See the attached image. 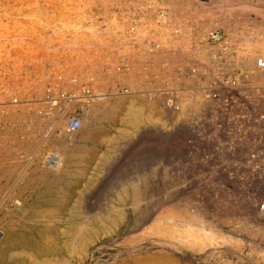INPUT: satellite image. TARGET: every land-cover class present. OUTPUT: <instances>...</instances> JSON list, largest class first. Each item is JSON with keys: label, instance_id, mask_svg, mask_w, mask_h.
I'll list each match as a JSON object with an SVG mask.
<instances>
[{"label": "rangeland", "instance_id": "obj_1", "mask_svg": "<svg viewBox=\"0 0 264 264\" xmlns=\"http://www.w3.org/2000/svg\"><path fill=\"white\" fill-rule=\"evenodd\" d=\"M6 1L9 4H7ZM14 1L16 0H12L13 3L10 0H4V3H2V0H0L1 7H3V5L5 7V4L6 6L9 5L8 8H0V241L4 242L3 239H6V234H4V232L7 227L5 225L6 223L4 224V219H8L7 221L12 224L17 232L28 235L35 245L46 250L45 253L40 251L38 253L41 254H36V261H40L41 263L47 260L48 263L51 261L54 262H50L51 264H57L56 256H60L62 258L65 257V260H68L70 264H264V84L261 87L262 89L260 88L261 91H248L243 81L244 76L242 72H240L239 67H237L238 60H236V57L239 59V56L242 55V53L245 54L246 51H256V54L260 53V46H256L255 43L258 31L264 28V19L263 16L260 15L262 13L259 12L258 15L255 13L257 11L251 12L248 7H250L249 5H256L257 8L262 7L264 9V0H257V2L256 0H243V4H237L240 9L242 8L241 10L236 8V11L233 10V13L230 12L228 14L222 11L223 8H215L213 10L212 8L214 7H212L211 9H207L208 4L211 3V7L214 4L212 2L218 0H197V2L199 1L198 3L189 0H176L174 3L177 7V14H175L173 11H169L170 9L168 10V5L170 4H167L166 0V9L170 12H168L169 15H172L171 17L175 15V18L173 17L172 19H176L177 17L174 22L177 24L180 23L179 25H181L185 19L188 25L187 27L185 21L182 23V26L186 25L184 26L185 28H182V26L180 28V26L176 24V27H178L177 29H181H179L181 35L178 34L179 37H177L178 35L174 36V39L172 38L173 40H166L168 43L165 41L164 37H159L162 30L154 25V21L151 19L152 14L143 11L146 9L145 4L151 7L148 1L142 4L144 7L141 5L142 2L140 1H138L139 3L133 1V3L131 2L132 4L129 2L127 4L129 7L126 8L131 9L133 5L132 9H137V12H125V17L123 15L124 12L117 15L115 14L116 16L114 13L110 16H103V13H99L100 15L102 14L101 17L98 13L95 15L93 14V17L91 14H88L87 17L86 15L80 16L81 14H74L73 11H70V13L72 12L73 14L64 13L63 15V13H58L56 9L53 10L52 7H50L52 3L54 5L56 4L58 7L59 2L57 1L62 2L61 0H52L55 3L51 0H45L46 2H43L44 0H32L34 2L38 1V7H43L41 9L43 11H40L38 7L36 8L34 6L35 3L30 2V0H20L21 4L19 0H17V3ZM157 1L162 5L164 3V0H151L154 5L160 6ZM22 2L28 5L32 3L34 9L36 8L38 11L34 14V11L32 12L31 10L33 7L30 5L31 8H28L29 6L25 5L29 11L24 7L23 9H26L28 13L22 9V15L20 8L19 11L17 10V8L23 4ZM184 2H186V9L184 8ZM202 2L204 5H207V7L203 8L199 6L201 9L196 7L203 4ZM43 3L49 6V11L46 10L47 7L44 8L45 5ZM70 3H72H68L70 6H74V2ZM117 3L119 2H115L114 6L120 5V3ZM136 4H139V7H137ZM187 4H189L191 11H194L195 7L198 8L200 10L197 9L199 13L197 10H195V13L188 10ZM56 5L54 7H56ZM89 5H91V3H89ZM95 5L93 6L94 8ZM13 6H16V14H14V10L12 11L13 8L11 7ZM70 6H68L69 9H72ZM179 6L185 10L186 14H184L185 12L183 10H180L181 8ZM20 7H23V5ZM246 7L247 10L245 11ZM5 10L6 13H3ZM9 10H11L12 12L10 11V13L14 15L8 14ZM53 11H55V13H53ZM203 12L208 14L204 16L202 15ZM135 13H138V15H135ZM146 13H148L147 15L149 16H147L148 19ZM189 13L195 18H198L195 19L191 17ZM196 14H198V16ZM17 15L18 17H15ZM89 15L90 17H88ZM118 15L120 16L118 17ZM121 15L123 16L121 17ZM129 15L131 18H129ZM182 15L184 16L182 17ZM134 16L136 18L138 17L137 19H139V17L142 18L136 20ZM199 16H201V18ZM144 17H146L145 21L143 19ZM104 18L106 19L103 21ZM123 18L125 20H123ZM126 18H128L127 21ZM110 20L113 24L116 21V27H113L115 24L113 25ZM151 20L153 23H151ZM155 20H157V23L161 24L160 20ZM123 22L125 24L126 22L128 23L124 25ZM129 22H131L132 25ZM191 23L193 24L191 25ZM83 24L85 25V28L83 27L84 29L82 28ZM133 24L136 25V27L133 26ZM98 25L100 27H98ZM104 26H107L106 29L109 28L110 30L108 29L106 31ZM120 26L122 28H120ZM117 27L125 29L121 30V32ZM138 27H140L141 30H139L140 28ZM216 27L220 29L218 38H214L211 35V31ZM102 28L107 33L102 31ZM136 28H138V30ZM202 28L203 30H208L210 33L203 31ZM99 29L102 33L99 32ZM111 29H113V32ZM114 31H116V33H114ZM131 31L134 34H132ZM105 33L107 34L106 37ZM123 33L127 36L125 37ZM183 33L185 34L184 36ZM113 34H115V37H113ZM131 36L133 37L131 38ZM160 36H163V31ZM127 37L130 40L127 39ZM175 37L176 41L178 39L181 41L178 40L174 42ZM201 37L205 38L203 39ZM183 38L185 39L183 40ZM131 40L135 42L132 44ZM147 40H150L151 43H148ZM161 41L162 43L163 41L166 43V48H164V50H168L169 53L163 51L164 54L162 50H160V52H155L154 50V54H157L154 55L152 51L151 53L142 48L145 43H148L145 45V48L148 49L147 47L150 45H154L156 42L161 43ZM170 41L172 44H169ZM119 42H122V46ZM138 42L142 43L139 44ZM126 43L134 45L135 50L132 48V45L128 44L132 46L133 52L129 50L130 47H128ZM135 43L138 44L135 45ZM165 43L162 44V46L165 47ZM116 44L120 45V49L122 48L120 50L121 53L118 52V46H116ZM113 45L117 47H114L116 52L113 51ZM138 45L143 46L139 48ZM207 45L211 47L215 46L214 51L217 54L214 53V51L212 52L216 54L217 57L218 55H220V57L223 56L221 58V60L224 58L223 62L227 61L224 55L229 51L231 59L227 62L230 64V68L228 65V67L215 65L217 67L213 68L215 66L211 64L210 66L212 67H210L208 58L205 59L204 57L209 53L210 48ZM108 46L112 47L109 49ZM123 47L128 48V50L126 51ZM172 47L175 49H172ZM249 49L251 51H249ZM101 50H103V52ZM226 50L227 52H225ZM123 53L125 56L122 55ZM130 53L132 54L130 55ZM110 54L111 56H116L111 57L109 56ZM119 54H121V57ZM133 54L134 56H132ZM209 54H211V52ZM244 54L241 57L245 58L248 53ZM160 56H162V58ZM109 58L110 60L112 59V62ZM117 58H122L124 63H121V60L117 61ZM146 58H149V60ZM152 58L155 61H153ZM202 60L204 62H202ZM114 61H117L116 65ZM100 62L101 64H99ZM130 63L131 66L133 65L132 67H130ZM110 64L113 66V69ZM172 68L175 70L173 69V71H171ZM236 68H238V70ZM213 72H220L221 74L215 73V75H217L212 77L214 76V74H211ZM219 80L221 81L219 82ZM218 83H220V85ZM163 88L165 90H163ZM157 89L160 91L158 92ZM175 89L179 90H177L179 95ZM242 89L244 91H242ZM162 90L163 93L165 91V95L167 94L166 97L170 95L171 100L175 102L178 101L180 107L178 110L183 109V113L179 111L178 114L172 115V118L167 116V114L165 116L163 111H159L161 105L159 98H155L156 104L151 98V101L148 100V102L143 98L144 96L140 95L141 92H150L151 94L155 93L156 96L159 97V95H162ZM166 90H168V93ZM130 91L137 92L136 95L139 94L140 97H142L140 98L141 101L139 96H135L134 93L130 95ZM171 92H173V95ZM98 93H105L108 94L107 96H110L106 98V100L108 99L107 101H104L105 104H107L108 101H118V97L117 99L113 97L116 94H120L117 96L124 97L125 94H128L124 98L126 102L123 101V103H121V105L124 104V106L122 105L118 108L121 121L115 129H112L107 121L98 123L91 119H88V122L86 120L88 116L87 113L90 111L92 104L98 102L95 96V94ZM48 94H51L56 99L58 98L60 101L57 100L60 105L58 103L56 105L47 102L45 96ZM144 94L145 93H142V95ZM170 98L168 97V99ZM158 101L160 105H158ZM260 104L263 106L261 107ZM110 105L111 104H109V106ZM132 107L133 109L137 107L136 110H140L138 117L143 120V125L146 124V128H151L149 129L151 130L150 132H148L149 130L144 131L143 129L140 130L141 132L138 131L139 125L137 122L139 121L135 122L134 120L136 119H134L133 115L130 112L128 113V110H131ZM153 109L156 111H153ZM155 112L156 115L154 114ZM158 112H160V114ZM131 116V122L133 121L135 123L129 125ZM156 117L159 118V120L157 119L158 121L155 119ZM71 118L82 119L83 127L85 126V128L82 127L80 132L78 131V133L76 132V134H73L75 136L74 138L73 136H67L69 137L67 138L64 128ZM127 119L128 121L125 122ZM85 121L87 123H85ZM141 122L142 121H140V126L142 127ZM100 126L107 131L104 132ZM133 126L134 128L137 127V129H134ZM156 128L159 130L156 131ZM124 129L127 131L129 129L128 134L131 133L130 135L134 133L133 139L128 140L129 143L134 140L133 144L131 143L133 146L131 148L128 147L130 148L129 155L122 154V152L119 153L121 149L118 145L120 142L126 143L124 137L128 135L126 131H123ZM102 131L104 133L111 132L110 134H112L113 137H111L110 140L112 141L114 138V141H112L113 144L111 141L110 144L102 139L106 136V139H104L109 140L108 136L110 135L107 133L103 137L102 135H104V133H102ZM94 132L101 133V143H94ZM135 133H137L138 136ZM86 136H88L87 140ZM70 138V143L66 140L64 143V139ZM50 151H58L65 157L66 163L64 164V168L67 164L65 169L63 168L62 171L55 172L43 166V159ZM97 152H99V157H101L100 153L102 152V156L105 155L104 157L108 155L111 157L112 154L113 156H121V161L119 162L121 165L119 163L117 164L121 167H117V165L116 167L114 166V168H112L114 171H111V174L110 172L107 174V171L100 174H93L92 172L86 174L84 171H86L87 162L92 161ZM33 156H35L34 159ZM37 168L39 169L37 170ZM139 172L142 174L139 175V177L143 180L138 181L140 184L138 182L137 184L144 188L146 187V189L143 190L141 205L139 203L136 208H131L127 216L125 215L124 221L122 219L117 220L118 223H114L115 225L118 224L116 228L112 223L108 224L112 231L109 227H106V234H104L103 231L99 232L95 236L94 244L90 243V245L81 246L79 243H73L76 246L72 248L71 236L66 235V232L69 230L70 223L81 219V216L84 214L83 206L86 204L85 201H89L88 204L93 210V214H97L101 212L103 207L106 209L107 206L118 204L119 200H121L119 199L121 198L119 195H122V197L126 196V198L128 197V200H130L133 196V186H131L133 184L129 185V183L124 180L125 177H127L126 179L130 181L133 179V177L131 179L130 177L133 175L135 176V174L138 175ZM89 175L93 177L91 178ZM137 175L134 179H137ZM146 175H148V177H146ZM105 183H107V185ZM144 183L149 184L145 186L146 184L144 185ZM168 185H171V187ZM166 186L170 188L168 189ZM161 188L162 190L160 191ZM124 189L126 191H124ZM119 191L121 193H119ZM178 191L180 192L178 193ZM172 192L175 193L173 194ZM248 206L250 209H248ZM174 217L176 220H174ZM197 218L199 220L201 219L200 222L204 221V223H202L203 225L199 221H196L198 220ZM158 219L161 220H159V223H157ZM168 219L174 220H172L174 223L173 226H176L175 228L179 227L178 230H180L177 231L179 234L184 233L183 230H187L185 234H189V231H191L192 234L189 235L195 234L194 236H196L194 232L197 228L204 226L206 232H211L210 234L213 237L218 235L220 241L223 239V244H219L216 247L214 245H209V247L207 246L208 248L205 247V251H200L202 249H198V247L196 248L197 250L195 248L191 250L190 248L192 247L189 246L190 244L188 245V243H186V245H184L183 241L186 240L182 238H180V240L183 244H180L181 242L178 243L179 241L177 239L179 238L177 237L176 240H174L170 237L169 239L166 235H164V237H166L163 238L161 235V238L160 235L157 236L154 234L155 231L154 233L153 231H149L152 229L150 227H154L155 224L156 227L162 224H165V226L169 224L170 227L172 224L170 222L172 221H168ZM188 221L193 225V228L191 227L192 229H189L190 226L188 225L190 224ZM153 223L155 224L152 225ZM199 223L200 226L197 227ZM157 224L159 225L157 226ZM183 224L185 227L182 226ZM28 225L32 227L33 231H31ZM36 226L39 227L40 230H36ZM214 228L216 230L212 231ZM62 229L64 230L62 231ZM107 231L108 233L110 232V234H108ZM217 231H219L218 234L216 236L213 235L214 233L216 234ZM148 234L153 236L151 237V235ZM210 234L208 235L210 236ZM224 235H226V237ZM231 239L232 241L230 242ZM164 240L166 243L173 242L172 244L176 245L174 247L176 249L169 245H163L165 242L161 243V241L163 242ZM153 241L156 242L154 243ZM159 242L161 244H157ZM18 243L15 242L10 246H18L19 253L21 252L20 254L23 255L25 249L21 248V245ZM187 245L189 247L186 248ZM135 247L137 249H135ZM72 249L75 250L73 251ZM49 259L50 261H48ZM40 262L38 264H41Z\"/></svg>", "mask_w": 264, "mask_h": 264}, {"label": "bare ground", "instance_id": "obj_2", "mask_svg": "<svg viewBox=\"0 0 264 264\" xmlns=\"http://www.w3.org/2000/svg\"><path fill=\"white\" fill-rule=\"evenodd\" d=\"M4 0H2V3H4L3 2ZM9 1V0H8ZM11 2H12V0H10ZM42 1V0H41ZM52 1V0H51ZM62 2H60V1H57V2H59V5H58V7H57V5H56V7H54L55 5L52 3V5H50V7H52V9L53 10H57V12L59 13H63V15H64V13H66V14H68V13H70V11H73V13L74 14H81L80 16H85L86 15V17H87V15L88 14H91L92 15V17H93V14L95 15L96 13H103V16L104 15H112V13H114V15L116 14H121V13H123V15H124V17H125V12L127 13V12H137V9H132L133 8V5H132V7H131V9H127L126 7H129V6H127V4L130 2H132L133 3V1H137V3H139L138 1H140V2H142L141 3V5L142 4H144V2H146V1H148L149 2V4L151 5V7H148L146 4H145V8L146 9H144L143 11H145V12H148L149 14H152V16H151V19L154 21V25L156 26V27H159L160 28V30H162L163 31V36H160L161 34H162V31H161V33H160V35H159V37H164L165 38V41L166 40H173L174 39V36H177L178 34H180V32L181 31H179V29L181 28V26H182V23L185 21V19L183 20V22L181 23V25H179V24H177L176 22H174L176 19H177V17H176V19H172L173 17H171L172 15H169V11H173L175 14H177V7H176V4L174 3V2H176V0L175 1H173V0H167V4H170V5H168V10L169 11H167V5H166V0H164L163 2L165 3H163V5L162 4H160L158 1H157V3L158 4H160V6H158V5H154V3L153 2H151V0H61ZM153 1V0H152ZM183 1V0H182ZM189 1H196L197 2V0H189ZM10 2V3H11ZM15 3H17V0L16 1H14ZM19 2H20V0H19ZM28 2V1H27ZM30 2H32V3H35L34 4V6L37 8L38 6H39V4H38V1H36V2H34V1H32V0H30ZM43 2H46L45 0L43 1ZM52 2H54V1H52ZM70 2H74V6H70L69 4H72V3H70ZM115 2H119L120 3V5L119 6H114V3ZM173 2V3H172ZM199 2V1H198ZM197 2V3H198ZM250 2V1H249ZM248 2V3H249ZM256 2H257V0H256ZM6 3H7V1H6ZM13 3V2H12ZM23 4V7H20V6H22V5H20L18 8H17V10L19 11V8H20V10L22 11L21 12V14L23 13V8L25 7V5H28V4H25V2H22ZM29 3V2H28ZM32 3L30 4L31 6H32ZM36 3H37V5H36ZM55 3V2H54ZM69 3V4H68ZM89 3H91V5H89ZM95 3H96V5H95ZM119 3H117V4H119ZM131 3V4H132ZM147 3V2H146ZM156 3V2H155ZM178 3V2H177ZM185 3V4H184ZM183 4H184V8H185V5H186V2H184ZM190 3V2H189ZM201 3V2H200ZM203 3V2H202ZM212 3H214L213 4V6H211L210 7V5H211V3L210 4H208V7H210V8H208L207 7V5H204V3L203 4H200V5H198V6H196V7H199V6H202L203 8H205V7H207V9H211L212 7H214V8H212L213 10L215 9V8H223V12H227V14L228 13H230V12H234L233 10H235L236 11V8L238 9H240V7L239 6H237V4H243L244 3V1L243 0H218V1H214V2H212ZM7 4H9V3H7ZM20 4H21V2H20ZM44 4V3H43ZM51 4V3H50ZM58 4V3H57ZM130 4V5H131ZM181 4H182V2H181ZM227 4V5H226ZM256 4V3H255ZM0 5H1V3H0ZM10 5H13V4H10ZM30 5H28L29 7L28 8H31L30 7ZM45 5V4H44ZM47 5H48V3H47ZM54 5V6H53ZM95 5V8L93 7ZM137 5V4H136ZM139 5V4H138ZM137 5V7H139ZM140 5V6H141ZM178 5H180V4H178ZM188 5V10H190V6H189V4H187ZM8 6L9 5H7L6 6V4H5V7L6 8H8ZM43 6V5H42ZM68 6H70V7H72V9H69V7ZM97 6V7H96ZM143 6V5H142ZM164 6V7H163ZM166 6V7H165ZM182 6V5H181ZM181 6H179L181 9L180 10H183V6L181 7ZM237 6V7H236ZM245 6V5H244ZM250 7H248L249 9H250V11L252 12H255V11H257V12H255L256 14H258L259 15V12L260 13H262V14H260L261 16H263V19H264V9L262 8V7H260V8H257L256 7V5L254 6V5H249ZM4 7V5H3V7H1L0 6V8H5ZM33 7V6H32ZM45 7H47V9L46 10H48L49 11V6H44V8ZM144 7V6H143ZM142 7V8H143ZM178 7V8H179ZM191 7H192V5H191ZM195 7V9H194V11H191V12H194L195 13V10H197L198 8H196ZM11 8H13L12 9V11L13 12H15L14 14H16V6H13V7H11ZM26 9H28L27 8V6L25 7ZM36 8L34 9V7H33V9H31L32 10V12L34 11V14H35V12H37L38 10H36ZM38 8H40V7H38ZM43 8V7H42ZM42 8H40L39 10L40 11H43V10H41ZM134 8H135V6H134ZM141 8V9H142ZM200 8V7H199ZM243 8H245V7H243ZM23 9V10H22ZM26 9L24 10V11H26ZM51 9V8H50ZM69 9V10H68ZM140 9V10H141ZM161 9V10H160ZM186 9V8H185ZM201 9V8H200ZM220 9V10H221ZM242 9V8H241ZM240 9V10H241ZM7 10V9H6ZM6 10L5 11H3V13H6ZM45 10V11H46ZM132 10H134V11H132ZM199 10V9H198ZM197 10V11H198ZM247 10V7H246V9H245V11ZM8 11V10H7ZM10 11L11 10H9V12H8V14L10 13ZM11 11V12H12ZM17 11V12H18ZM27 11H29V9L27 10ZM26 11V12H27ZM69 11V12H68ZM142 11V12H143ZM184 12H185V10H183ZM182 11V12H183ZM197 11H196V13H197ZM200 11V10H199ZM199 11H198V13H199ZM31 12V11H30ZM140 12V11H139ZM138 12V13H139ZM141 12V13H142ZM169 12V13H168ZM172 12V13H173ZM178 12H180V11H178ZM187 12H189V11H187ZM2 13V12H1ZM20 13V12H19ZM28 13V12H27ZM39 13V12H38ZM42 13V12H41ZM48 13V12H47ZM53 13H55V11H53ZM72 13V12H71ZM70 13V14H71ZM72 13V14H73ZM138 13L136 14L135 13V15H138ZM148 13H146V17L148 16L147 14ZM242 13V12H241ZM11 14V13H10ZM14 14H11V15H14ZM30 14V13H29ZM28 14V15H29ZM49 14V13H48ZM143 14V13H142ZM184 14H186V12L184 13ZM190 14V13H189ZM188 14V15H189ZM205 14H208V13H204L203 12V14L202 15H204L205 16ZM217 14V13H216ZM19 15V14H18ZM18 15L17 16H15V17H18ZM23 15V14H22ZM60 15V14H59ZM102 15V14H101ZM101 15L99 14V16L101 17ZM113 15V17L115 18V16ZM123 15H121V17L123 16ZM131 15V14H130ZM129 15V18H131V16ZM144 15V14H143ZM169 15V16H168ZM191 15V17H193V18H195L192 14H190ZM195 15V14H194ZM197 16H198V14H196ZM199 15H201V14H199ZM236 15H238V14H236ZM257 15V16H258ZM7 16V15H6ZM98 16V17H99ZM120 15H118V17H119ZM142 16V15H141ZM145 16V15H144ZM177 16H180V15H177ZM184 15H182V17H183ZM196 16V17H197ZM208 16V15H207ZM213 16V15H212ZM4 17V16H3ZM12 17V16H11ZM60 17V16H59ZM65 17V16H64ZM88 17H90V15L88 16ZM97 17V16H96ZM113 17H111V18H113ZM133 17V16H132ZM135 17V16H134ZM143 17V16H142ZM142 17H139V19H137L136 17V20H140V18H142ZM146 17H144L143 19H144V21H145V18ZM149 17V16H148ZM148 17H147V19H148ZM200 18H201V16H199ZM6 18V17H5ZM14 18V17H13ZM72 18V17H71ZM106 18H107V16H106ZM106 18H104L103 19V21L106 19ZM111 18H109V19H111ZM113 18V19H114ZM175 18V17H174ZM181 18V17H180ZM198 18V17H197ZM197 18H195V19H197ZM212 18V17H211ZM215 18V17H214ZM222 18V17H221ZM2 19V18H1ZM83 19V18H82ZM108 19V18H107ZM127 19L128 18H126V21H127ZM155 19H158V20H160V22H161V24H159V23H157L156 21L157 20H155ZM183 19V18H182ZM191 19V18H190ZM205 19V18H204ZM219 19V18H218ZM7 20H10V19H7ZM112 20V19H111ZM110 20V21H111ZM116 20V19H115ZM119 20H120V18H119ZM123 20H125L124 18H123ZM133 20H135V19H133ZM151 20V23H153V21ZM82 21V20H81ZM84 21V20H83ZM89 21V20H88ZM97 21H99V20H97ZM96 21V22H97ZM108 21V20H107ZM121 21V20H120ZM129 21V20H128ZM147 21V20H146ZM178 21V20H177ZM182 21V20H181ZM180 21V22H181ZM193 21V20H192ZM203 21H206V20H203ZM210 21V20H209ZM220 21V20H219ZM235 21V20H234ZM95 22V21H94ZM112 22V21H111ZM125 22V21H124ZM123 22V23H124ZM188 22V21H187ZM190 22H191V20H190ZM264 22V21H263ZM93 23V22H92ZM102 23V22H101ZM105 23V22H104ZM116 23V21L114 22V24ZM122 23V24H123ZM128 22H126V24H127ZM131 25H132V23L131 22H129ZM194 23V22H193ZM193 23H191V25L193 24ZM197 23V22H196ZM222 23V22H221ZM3 24V23H2ZM22 24V23H21ZM85 24V23H84ZM83 24V25H84ZM87 24V23H86ZM85 24V25H86ZM95 24H97V23H95ZM99 24H100V22H99ZM103 24V23H102ZM112 24H113V22H112ZM113 24V25H114ZM121 24V25H122ZM125 23H124V25H126ZM176 24L178 25V26H180V28L179 29H177L178 27H176ZM185 24L187 25V23H186V21H185ZM204 24V23H203ZM209 24V23H208ZM228 24V23H227ZM263 24V23H262ZM37 25V24H36ZM40 25V24H39ZM51 25V24H50ZM54 25H56V24H54ZM82 25V28L84 27L85 28V25L83 26ZM88 25V24H87ZM92 25H94V24H92ZM92 25H91V27H92ZM110 25H111V23H110ZM109 24H108V26H110ZM112 25V26H113ZM116 25L117 24H115V26H113V27H116ZM120 25V24H119ZM129 25V24H128ZM184 25V24H183ZM186 25H184V26H186ZM190 25V26H191ZM195 25H197V24H195ZM218 25V24H217ZM216 25V26H217ZM224 25V24H223ZM47 26V25H46ZM81 26V25H80ZM95 26V25H94ZM130 26V25H129ZM133 26H135L136 27V25H134L133 24ZM144 26V25H143ZM142 26V27H143ZM184 26H182V28L184 27ZM198 26V25H197ZM209 26V25H208ZM213 26V25H212ZM218 26H220V25H218ZM229 26V25H228ZM18 27V26H17ZM76 27V26H75ZM78 27V26H77ZM87 27V26H86ZM97 27V26H96ZM98 27H100L99 25H98ZM105 27V26H104ZM107 27V26H106ZM106 27H105V29H106ZM125 27V26H124ZM132 27V26H131ZM187 27H188V25H187ZM186 27V28H187ZM207 27V26H206ZM205 27V28H206ZM213 27H215V26H213ZM224 27V26H223ZM2 28V27H1ZM7 28V27H6ZM32 28V27H31ZM37 28V27H36ZM49 28V27H48ZM64 28V27H63ZM73 28V27H72ZM80 28V27H79ZM79 28H77V29H79ZM83 28V29H84ZM88 28V27H87ZM90 28V27H89ZM110 28H111V26H110ZM120 28H122L121 26H120ZM120 28H118L117 27V29H119V31H121V30H123V29H125V28H123V29H120ZM130 28V27H129ZM134 28V27H133ZM138 28H140V27H138ZM138 28H136L137 30H138ZM185 28V27H184ZM192 28V27H191ZM195 28V27H194ZM197 28V27H196ZM208 28V27H207ZM211 28V27H210ZM69 29V28H68ZM70 29H71V27H70ZM103 29V28H102ZM109 28H107L106 29V31L108 30ZM115 29V28H114ZM127 29V28H126ZM144 29V28H143ZM200 29V28H199ZM212 29V28H211ZM262 29V28H261ZM90 30V29H89ZM93 30V29H92ZM110 30V29H109ZM113 29H111V31H112ZM139 30H141V28L139 29ZM156 30V29H155ZM181 30V29H180ZM198 30V29H197ZM196 30V31H197ZM202 30H203V28H202ZM208 30H209V28H208ZM206 31L205 29L203 30V31H205V32H209V31ZM102 31H104V29L102 30ZM106 31H104V32H106ZM128 31V30H127ZM182 31H183V29H182ZM187 31H189V30H187ZM187 31H186V33H187ZM203 31H202V33H203ZM219 31H220V29L218 28V27H216V28H213V30L211 31V35L214 37V38H218V34H219ZM93 32V31H92ZM99 32H101L100 31V29H99ZM103 32V33H104ZM113 32V31H112ZM122 32V31H121ZM124 32V31H123ZM126 32V31H125ZM132 32V31H131ZM139 32V31H138ZM137 32V33H138ZM144 32V31H143ZM147 32V31H146ZM145 32V33H146ZM160 32V31H159ZM158 32V33H159ZM198 32H200V31H198ZM102 33V32H101ZM107 33V32H106ZM105 33V34H106ZM111 33V32H110ZM114 33H116V31H114ZM136 33V34H137ZM194 33V32H193ZM201 33V32H200ZM210 33V32H209ZM232 33V32H231ZM109 34V33H108ZM112 34V33H111ZM124 34V33H123ZM127 34V33H126ZM132 34H134L133 32H132ZM139 34V33H138ZM204 34V33H203ZM203 34H202V36H203ZM85 35V34H84ZM99 35V34H98ZM121 35H122V33H121ZM125 35V34H124ZM141 35V34H140ZM181 35V34H180ZM185 34L183 33V36H184ZM187 35V34H186ZM78 36V35H77ZM76 36V37H77ZM101 36V35H100ZM103 36V35H102ZM107 36V34L105 35V37ZM110 36H112V35H110ZM127 35H125V37H126ZM155 36V35H154ZM191 36H192V34H191ZM87 37V36H86ZM109 37V36H108ZM113 37H115V34H113ZM125 37H124V39H125ZM133 36H131V38H132ZM134 37H135V35H134ZM177 37H179V35L177 36ZM188 37V36H187ZM189 37H190V34H189ZM188 37V38H189ZM200 37V36H199ZM210 37V36H209ZM225 37V36H224ZM96 38V37H95ZM122 38V37H121ZM146 38V37H145ZM173 38V39H172ZM186 38V37H185ZM185 38H183V40L185 39ZM192 38H194V37H192ZM201 38H203V37H201ZM205 38V37H204ZM203 38V39H204ZM213 38V39H214ZM93 39V38H92ZM114 39V38H113ZM127 39H129L128 37H127ZM137 39V38H136ZM135 39V40H136ZM161 39H163V38H161ZM178 39V38H177ZM180 39L182 40V38H181V36H180ZM180 39H178V40H180ZM187 39V38H186ZM190 39V38H189ZM233 39V38H232ZM246 39H247V37H246ZM130 40V39H129ZM128 40V41H129ZM151 40V39H150ZM150 40L148 41V43L150 42ZM155 40V39H154ZM177 40V41H178ZM180 40V41H181ZM191 40V39H190ZM211 40V39H210ZM111 41V40H110ZM132 41V40H131ZM130 41V42H131ZM138 41V40H137ZM136 41V42H137ZM176 41V37H175V40H174V42H177ZM187 41V40H186ZM209 41V40H208ZM227 41V40H226ZM85 42V41H84ZM93 42V41H92ZM101 42V41H100ZM126 42V41H125ZM125 42H123V43H125ZM135 42V41H134ZM133 41L131 42L132 44L134 43ZM144 42V41H143ZM167 42V41H166ZM173 42V43H174ZM247 42V41H246ZM94 43V42H93ZM92 43V44H93ZM115 43V42H114ZM114 43H112V44H114ZM122 43V42H121ZM120 42H119V44H121ZM139 44H141L142 42H138ZM138 43H135V45L136 44H138ZM148 43H145L144 44V47H142V46H139L138 45V47L139 48H144V50H146V51H152L153 52V54H154V50H155V52H160V50H162V52L164 51V52H168V50L166 51V50H164V48H166V43L163 41V43H162V41H161V43H155L154 45H150L149 47H147L148 49H146L145 48V45H147ZM151 43V42H150ZM153 43V42H152ZM165 43V47L164 46H162V44H164ZM168 43V42H167ZM171 43V41L169 42V44ZM179 43V42H178ZM177 43V44H178ZM181 43V42H180ZM84 44V43H83ZM118 44V43H117ZM116 44V46H118V52H120L121 53V49H120V45H117ZM127 44V43H126ZM129 44V43H128ZM127 44V46L128 47H130L129 48V50H131L132 51V48L134 49V45H132V44H129V45H132V46H129ZM172 44V43H171ZM174 44H176V43H174ZM245 44V43H244ZM100 45V44H99ZM125 45V44H124ZM123 45V46H124ZM255 45L257 46H260V53H258V54H260V55H258V54H256V51L255 52H248V51H246V53H248L246 56H245V58L244 57H241L244 53H242V55H240L239 57V59H238V57H236L235 59L236 60H238L237 62V67H239V69H240V72H242V75L244 76V79H243V81L245 82L244 84H246V87L248 88L247 90L249 91H261V87H262V85L264 84V66H260L259 65V60H264V28L262 29V30H260V31H258V33H257V40H256V43H255ZM121 46H122V44H121ZM168 46V45H167ZM208 46V45H207ZM248 46V45H247ZM253 46V45H252ZM88 47V46H87ZM90 47V46H89ZM99 47H101V46H99ZM105 47H107V46H105ZM109 47V49H110V47H112V46H108ZM115 46L113 45V51H115L116 52V49L115 48H117V47H115ZM125 47H126V45H125ZM125 47H123L126 51L128 50V48H125ZM132 47V48H131ZM173 47H174V45H173ZM172 47V49H175V48H173ZM177 47H178V45H177ZM177 47H176V50H177ZM211 49V51H210V49ZM207 48L209 49V53L211 52V54H209L208 52V54H206L204 57H205V59H207L208 58V62H210L209 63V66H210V64L211 65H220V66H225V67H228L229 66V68H230V64H228V62L227 61H229L230 59H231V55L229 54V51L227 52V50L225 51V52H227L225 55H224V57L225 58H227V61L226 62H223V59L221 60V58L223 57V56H221L220 57V55H218V57H217V53L214 51V48H215V46L213 47H211L210 45L208 46ZM227 48V47H226ZM259 48V47H258ZM76 49V48H75ZM93 49V48H92ZM169 49V48H168ZM182 49V48H181ZM223 49V48H222ZM229 49V48H228ZM257 49V48H256ZM261 49H262V51H261ZM105 50V49H104ZM124 50V51H125ZM135 50V49H134ZM139 50V49H138ZM143 50V51H144ZM190 50V49H189ZM196 50V49H195ZM254 50H255V47H254ZM253 50V51H254ZM257 50H259V49H257ZM102 52H103V50H101ZM123 51V52H124ZM125 51V52H126ZM140 51V50H139ZM208 51V50H207ZM212 51H214V53H216V54H214ZM223 51V50H222ZM245 51V50H244ZM249 51H251L250 49H249ZM118 52H117V54H118ZM133 52V51H132ZM151 52V53H152ZM163 52V53H164ZM224 52V53H225ZM113 53V52H112ZM141 53V52H140ZM162 53V54H163ZM169 53V52H168ZM168 53H167V55H168ZM202 53V52H201ZM206 53V52H205ZM204 53V54H205ZM245 53V54H246ZM95 54V53H94ZM104 54V53H103ZM125 54H127V53H125ZM132 53H130V55H131ZM156 54V53H155ZM154 54V55H155ZM165 54V53H164ZM203 54V55H204ZM220 54V53H219ZM244 54V55H245ZM120 55V57H121V54H119ZM119 55H118V57H119ZM122 55H124V53L122 54ZM140 55V54H139ZM150 55V54H149ZM157 55V54H156ZM160 55H161V53H160ZM176 55H178V54H176ZM96 56V55H95ZM109 56H111V54L109 55ZM112 56H116V55H112ZM111 56V57H112ZM125 56V55H124ZM132 56H134V54L132 55ZM169 56V55H168ZM179 56V55H178ZM201 56V55H200ZM238 56V55H237ZM130 57V56H129ZM142 57H144V56H142ZM161 58H162V56H160ZM172 57V56H171ZM203 57V58H204ZM128 58V57H127ZM126 58V59H127ZM164 58H167V57H164ZM169 58V57H168ZM195 58H197V57H195ZM202 58V59H203ZM95 59V58H94ZM106 59H108V58H106ZM130 59V58H129ZM145 59V58H144ZM147 59V58H146ZM153 59V58H152ZM174 59V58H173ZM211 59V60H210ZM233 59V58H232ZM91 60V59H90ZM102 60H104V59H102ZM109 60H110V58H109ZM109 60H107V61H109ZM116 60V59H115ZM119 60H121L120 62L122 63L123 61V59L121 58V59H119V58H117V61H119ZM142 60H143V58H142ZM147 60H149V58L147 59ZM146 60V61H147ZM157 60V59H156ZM160 60V59H159ZM166 60V59H165ZM169 60V59H168ZM185 60V59H184ZM200 60V59H199ZM213 60V61H212ZM111 62H112V59L110 60ZM117 61H114L115 62V65H116V63H117ZM131 61V60H130ZM135 61V60H134ZM153 61H155L154 59H153ZM162 61V60H161ZM171 61V60H170ZM187 61V60H186ZM98 62H99V60H98ZM103 62V61H102ZM120 62H119V64H120ZM133 62V61H132ZM140 62V61H139ZM171 62H173V61H171ZM184 62V61H183ZM202 62H204L203 60H202ZM201 62V63H202ZM264 62V61H263ZM262 62V63H263ZM110 63V62H109ZM124 63V62H123ZM127 63H129V62H127ZM138 63V62H137ZM149 63V62H148ZM154 63V62H153ZM157 63V62H156ZM155 63V64H156ZM165 63V62H164ZM168 63V62H167ZM99 64H101V62L99 63ZM108 64V63H107ZM112 64V63H111ZM110 64V65H111ZM152 64V63H151ZM84 65V64H83ZM97 65H98V63H97ZM121 65V64H120ZM154 65V64H153ZM165 65H166V63H165ZM164 65V66H165ZM169 65H171V64H169ZM190 65V64H189ZM228 65V66H227ZM125 66V65H124ZM133 66V65H132ZM131 66V63H130V67H132ZM163 66V65H162ZM172 66V65H171ZM208 66V65H207ZM235 66H236V63H235ZM104 67H106V66H104ZM113 66L111 65V68H112ZM142 67V66H141ZM167 67H169V66H167ZM174 67H176V66H174ZM203 67V66H202ZM210 67H212V66H210ZM209 67V68H210ZM217 66H215V67H213V68H216ZM233 67V66H232ZM102 68V67H101ZM191 68V67H190ZM212 68V69H213ZM221 68H223V67H221ZM110 69V68H109ZM113 69V68H112ZM132 69V68H131ZM130 69V70H131ZM152 69V68H151ZM164 69V68H163ZM173 69L174 68H172V70L171 71H173ZM188 69V68H187ZM203 69V68H202ZM211 69V68H210ZM227 69V68H226ZM237 70H238V68H236ZM102 70H103V68H102ZM146 70V69H145ZM155 70V69H154ZM167 70V69H166ZM169 70V69H168ZM175 70V69H174ZM208 71V70H207ZM217 71V70H216ZM236 71V70H235ZM234 71V72H235ZM102 72V71H101ZM100 72V73H101ZM114 72V71H113ZM122 72V71H121ZM125 72V71H124ZM139 72V71H138ZM203 72V71H202ZM221 72V71H220ZM220 72H218V73H220ZM237 72V71H236ZM239 72V71H238ZM85 73V72H84ZM142 73V72H141ZM164 73V72H163ZM186 73V72H185ZM206 73V72H205ZM215 73H217V72H213V73H211V74H214V76H212V77H215L216 75H215ZM222 73V72H221ZM220 73V74H221ZM224 73V72H223ZM103 74H105V73H103ZM113 74V73H112ZM134 74V73H133ZM189 74V73H188ZM97 75V74H96ZM199 75V74H198ZM231 75V74H230ZM172 76V75H171ZM195 76V75H194ZM202 76V75H201ZM155 77V76H154ZM161 77V76H160ZM189 77V76H188ZM231 77V76H230ZM240 77V76H239ZM100 78V77H99ZM101 78H102V76H101ZM105 78V77H104ZM104 78H103V80H104ZM173 78V77H172ZM197 78V77H196ZM218 78V77H217ZM241 78V77H240ZM243 78V77H242ZM131 79V78H130ZM198 79V78H197ZM113 80V79H112ZM134 80V79H133ZM210 80V79H209ZM222 80V79H221ZM221 80H219V82L221 81ZM231 80V79H230ZM242 80V79H241ZM131 81V80H130ZM158 81V80H157ZM176 81V80H175ZM192 81V80H191ZM239 81H240V79H239ZM163 82V81H162ZM171 82V81H170ZM158 83V82H157ZM178 83V82H177ZM222 83V82H221ZM132 84V83H131ZM171 84V83H170ZM180 84V83H179ZM219 85H220V83H218ZM237 84H239V83H237ZM183 85V84H182ZM211 85V84H210ZM221 85H223V84H221ZM77 86H79V85H77ZM130 86V85H129ZM224 87H226L225 85H223ZM163 87V86H162ZM181 87V86H180ZM200 87V86H199ZM218 87V86H217ZM224 87H222V88H224ZM232 87V86H231ZM230 87V88H231ZM245 87V86H244ZM144 88V87H143ZM227 88H229V87H227ZM242 88V87H241ZM261 88V89H260ZM49 89V88H48ZM53 89V88H52ZM95 89V88H94ZM138 89V88H137ZM162 89V88H161ZM194 89V88H193ZM232 89V88H231ZM231 89H229V90H231ZM156 90V89H155ZM163 90H165L164 88H163ZM163 90L161 91L162 92V95H159V97H157L156 96V94L155 93H153V94H151L150 92H141L140 93V95L141 96H144L143 98H145L147 101L148 100H150V98H151V100L152 101H154L155 102V98H159V101H160V103H161V105H160V103H159V101H158V105H160V109H159V111H163V113H165V116H166V114H167V116H172V115H174V114H178L179 113V111H181L182 113H183V109H181V110H178L180 107H179V103H178V101L177 102H175V101H173V100H171V98H170V95H168V97L170 98V99H168V97H166V95H165V91H164V93H163ZM170 90H171V88H170ZM176 91L178 90V89H175ZM186 90V89H185ZM189 90V89H188ZM198 90H200V89H198ZM55 91V90H54ZM141 91V90H140ZM157 91H158V89H157ZM160 91V90H159ZM158 91V92H159ZM168 90H166V92H167ZM179 91V90H178ZM178 91H177V94H178ZM184 91V90H183ZM195 91V90H194ZM220 91V90H219ZM242 91H244L243 89H242ZM246 91V90H245ZM106 92V91H105ZM205 92V91H204ZM222 92V91H221ZM220 92V93H221ZM230 92V91H229ZM263 92V91H262ZM51 93H53V92H51ZM97 93V92H96ZM135 94V96H139V99L140 98H142V97H140V95L138 94V95H136L137 94V92L135 93L134 91L133 92H131L130 91V95L131 94ZM142 93H145L144 95H142ZM168 93V92H167ZM172 93V95H173V92H171ZM176 93V92H175ZM183 93V92H182ZM210 93H211V91H210ZM219 93V94H220ZM227 93H228V91H227ZM57 94V93H56ZM78 94V93H77ZM81 94H82V92H81ZM170 94V93H169ZM213 94V93H212ZM223 94V93H222ZM255 94V93H254ZM263 94V93H262ZM71 95V94H70ZM108 94H95V96L97 97V101L98 102H96V104H92V106H91V108H90V111H88V116H87V118H86V120H87V122H88V119H91V120H94V121H96V122H98V123H102L103 121H107L108 122V124L110 125V127H112V129H115L116 127H118V125L120 124V118H119V113H118V108H120L119 106H124V104H122L121 105V103H123V101H125L124 100V98L128 95H126L125 94V97L124 96H117V95H120V94H114L115 96H113V97H115V99H117V97H118V101L117 100H115L114 102H111V101H108L107 102V104H105V102L104 101H107L106 100V98H108V97H110V96H107ZM110 95H112V94H110ZM179 95V94H178ZM185 95V94H184ZM210 95V94H209ZM221 95V94H220ZM247 95V94H246ZM57 96H59V95H57ZM83 96V95H82ZM175 96H176V94H175ZM174 96V97H175ZM223 96V95H222ZM224 96H226V95H224ZM46 97V99H47V102H50L51 104H56L57 105V103H58V100L55 98V97H53L51 94H48L47 96H45ZM119 97H120V99H119ZM179 97V96H178ZM192 97V96H191ZM202 97V96H201ZM204 97V96H203ZM95 98V97H94ZM176 98V97H175ZM111 99V98H110ZM179 99V98H178ZM198 99V98H197ZM205 99V98H204ZM209 99H210V97H209ZM128 100V99H127ZM138 100V99H137ZM150 100V101H151ZM176 100V99H175ZM60 101V100H59ZM139 101V100H138ZM140 101H141V99H140ZM144 101V100H143ZM69 102V101H68ZM126 102V101H125ZM149 102V101H148ZM182 102V101H181ZM132 103V102H131ZM156 103V102H155ZM200 103V102H199ZM59 104V103H58ZM109 104H111L110 106H109ZM128 104V103H127ZM135 104V103H134ZM157 104V103H156ZM197 104V103H196ZM256 104V103H255ZM262 104V103H261ZM261 104H260V106H261ZM60 105V104H59ZM70 105V104H69ZM132 105H133V103H132ZM131 105V106H132ZM143 105V104H142ZM250 105V104H249ZM264 105V104H263ZM262 105V106H263ZM53 106V105H52ZM130 106V105H129ZM154 106H155V104H154ZM157 106V105H156ZM261 106V107H262ZM84 107V106H83ZM138 107V106H137ZM137 107L135 108L134 107V109H133V107L131 108V110H128V113L130 112L132 115H133V117H134V119H136V120H134L135 122H137V121H139V122H137V124L139 125L138 126V131H140L141 129H143L144 131H148L149 129H151V128H146L145 127V125H143V120L141 119V118H139L138 117V113L140 114V110H136L137 109ZM182 107V106H181ZM256 107V106H255ZM130 108V107H129ZM128 108V109H129ZM142 108V107H141ZM235 108V107H234ZM138 109H140V108H138ZM82 110H84V109H82ZM200 110V109H199ZM258 110H260V109H258ZM153 111H156L155 109H153ZM85 112V111H84ZM180 112V113H181ZM159 114H160V112H158ZM197 113V112H196ZM195 113V114H196ZM258 113V112H257ZM153 114V113H152ZM155 115H156V112L154 113ZM194 114V115H195ZM144 115V114H143ZM164 115V114H163ZM122 117V116H121ZM152 117V116H151ZM160 117V116H159ZM85 118V117H84ZM153 118V117H152ZM152 118H151V120H152ZM172 118V117H171ZM170 118V119H171ZM71 119H73V118H71ZM71 119H69V121L67 122V124H66V127L64 128L65 129V134H66V137L67 136H73V138L75 137L73 134H76V132L78 133V131L80 132V130L82 129V127H83V120L82 119H80V118H78L80 121H81V125H80V127L79 128H77L76 130H74V131H69L68 129H67V127H68V124H69V122H70V120ZM131 119H132V116H131V118L129 119L130 121H129V125L130 124H133V123H135V122H131ZM149 119H150V117H149ZM156 120L158 119L159 120V118H155ZM195 119V118H194ZM85 120V119H84ZM150 120V121H151ZM154 120V119H153ZM157 120V121H158ZM188 120V119H187ZM28 121V120H27ZM128 121V119L127 120H125V122H127ZM140 121H142L141 123V125H142V127L140 126ZM146 121H147V118H146ZM149 121V122H150ZM155 121V120H154ZM164 121V120H163ZM178 121V120H177ZM86 121H85V123H87ZM124 122V123H125ZM165 122V121H164ZM197 122H198V120H197ZM263 122V121H262ZM121 123H123V122H121ZM150 123H152V122H150ZM136 124V125H137ZM174 124V123H173ZM86 125V124H85ZM127 125V124H126ZM135 125V126H136ZM182 125H184V124H182ZM186 125V124H185ZM259 125V124H258ZM102 126V125H101ZM100 126V127H101ZM144 126V127H143ZM175 126V125H174ZM98 127V126H97ZM103 127V126H102ZM101 127V128H102ZM160 127V126H159ZM164 127V126H163ZM264 127V126H263ZM60 128V127H59ZM83 128H85V126L83 127ZM99 128V127H98ZM97 128V129H98ZM133 128H134V126H133ZM136 129H137V127H135ZM134 128V129H135ZM19 129V128H18ZM103 129V128H102ZM118 129V128H117ZM116 129V130H117ZM122 129V128H121ZM121 129H119V130H121ZM169 129V128H168ZM182 129V128H181ZM192 129V128H191ZM62 130V129H61ZM94 130V129H93ZM104 130V129H103ZM142 130V131H143ZM159 130V129H158ZM157 130V128H156V131H158ZM97 131V130H96ZM100 131H101V129H100ZM105 131H107V130H104V132ZM123 131H126L127 132V134H128V131H129V129H128V131L127 130H123ZM137 131V132H138ZM151 130H149L148 132H150ZM93 132V131H92ZM91 132V133H92ZM103 131H102V133H104ZM120 132V131H119ZM136 132V131H135ZM141 132V131H140ZM100 133V132H99ZM98 132L97 133H95L94 132V137H93V140H94V143L96 144V143H101V140L103 139L105 142H109L110 143V139H111V137H113L112 136V134H110L109 132H107V133H109L110 135L107 137L109 140H105L106 138V136H105V134H107V133H104V135H102L104 138H102L101 140H100V136H101V133L99 134ZM123 133V132H122ZM125 133V132H124ZM133 133V132H132ZM178 133V132H177ZM131 134V133H130ZM130 134H128V135H126L125 137L124 136H122V137H124L125 139H126V143H122V142H120L119 143V145H118V147L121 149H118V150H120V152L119 153H121L122 152V154H126V155H129L130 153V151H129V149L133 146L132 144H133V141L132 142H128V140H131V139H133V134L132 135H130ZM136 135H137V133H135ZM142 134V133H141ZM140 134V135H141ZM145 134H146V132H145ZM91 135V134H90ZM89 135V136H90ZM114 135H115V133H114ZM139 135V136H140ZM191 135V134H190ZM135 136V135H134ZM138 136V135H137ZM69 137H67V138H69ZM87 137L88 136H86V140H87ZM116 137V136H115ZM141 137V136H140ZM170 137V136H169ZM181 137V136H180ZM236 137V136H235ZM81 138V137H80ZM135 138V137H134ZM143 138V137H142ZM142 138H141V140H142ZM174 138V137H173ZM221 139V138H220ZM65 140L66 141H71V138L70 139H64V143H65ZM223 140V139H222ZM246 140V139H245ZM59 141V140H58ZM100 141V142H99ZM112 141H114V138H113V140ZM112 141H111V143H112ZM166 141V140H165ZM137 142V141H136ZM143 142V141H142ZM154 142V141H153ZM160 142V141H159ZM60 143V142H59ZM70 143V142H69ZM110 143V144H111ZM132 143V144H131ZM168 143V142H167ZM166 143V144H167ZM243 143V142H242ZM113 144V143H112ZM141 144V143H140ZM164 144V143H163ZM162 144V145H163ZM173 144V143H172ZM246 144V143H245ZM67 145H69V144H67ZM98 145V144H97ZM125 145H127V146H125ZM135 145V144H134ZM142 145H143V143H142ZM159 145V144H158ZM184 145V144H183ZM244 145V144H243ZM114 146V145H113ZM172 146V145H171ZM84 147V146H83ZM128 147H130V148H127ZM115 148V147H114ZM141 148V147H140ZM139 148V149H140ZM175 148V147H174ZM82 149V148H81ZM92 149V148H91ZM110 149V148H109ZM135 149V148H134ZM142 149V148H141ZM145 149V148H144ZM161 149V148H160ZM171 149V148H170ZM84 150V149H83ZM87 150V149H86ZM132 150V149H131ZM137 150V149H136ZM163 150V149H162ZM169 150V149H168ZM64 151V150H63ZM111 151V150H110ZM139 151V150H138ZM183 151V150H182ZM101 152V151H100ZM117 152V151H116ZM148 152V151H147ZM172 152V151H171ZM103 153V152H102ZM102 153H100V155H101V157H99V152H97V154H93V153H91L92 155H94V159L92 160V161H90V162H87V165H86V168H85V170L86 171H84V172H86V174L88 173V172H92L93 174H95V173H98V174H100V173H103L104 171L106 172L107 171V174H109V172H110V174L112 173L111 171H114V170H112V168H114V166L116 167V165L121 161L120 159H121V156H113V154H112V156L111 157H109V155L108 156H106V157H104L105 155H103L102 156ZM129 153V154H128ZM139 153V152H138ZM163 153V152H162ZM236 153V152H235ZM243 153V152H242ZM40 154V153H39ZM147 154V153H146ZM145 154V155H146ZM157 154V153H156ZM168 154V153H167ZM234 154V153H233ZM238 154V153H237ZM36 155V154H35ZM38 155V154H37ZM41 155V154H40ZM107 155V154H106ZM165 155V154H164ZM219 155V154H218ZM242 155V154H241ZM152 156V155H151ZM173 156V155H172ZM185 156V155H184ZM34 157L35 156H33V159H34ZM125 157V156H124ZM131 157V156H130ZM175 157V156H174ZM183 157V156H182ZM140 158V157H139ZM185 159V158H184ZM125 160V159H124ZM145 160V159H144ZM158 161V160H157ZM190 161V160H189ZM38 162V161H37ZM40 162V161H39ZM168 162V161H167ZM170 162V161H169ZM32 163V162H31ZM66 163V161H65V157L60 153V152H58V151H50L48 154H46V156H45V158L43 159V166H45L46 168H49V169H51L52 171H57V172H60V171H62V169L64 168V164ZM68 163V162H67ZM70 163V162H69ZM120 164V163H119ZM197 164V163H196ZM201 164V163H200ZM75 165V164H74ZM121 165V164H120ZM141 165V164H140ZM194 165V164H193ZM192 165V166H193ZM69 166V165H68ZM167 166V165H166ZM205 166V165H204ZM214 166V165H213ZM223 166V165H222ZM66 167H67V164H66ZM65 167V168H66ZM117 167H121V166H118L117 165ZM185 167V166H184ZM208 167V166H207ZM240 167V166H239ZM238 167V168H239ZM64 168V169H65ZM72 168V167H71ZM129 168V167H128ZM139 168V167H138ZM39 168H37V170H38ZM41 169V168H40ZM121 169V168H120ZM125 169V168H124ZM153 169V168H152ZM181 169V168H180ZM206 169V168H205ZM208 169V168H207ZM220 169V168H219ZM67 170V169H66ZM119 170V169H118ZM200 170V169H199ZM214 170V169H213ZM242 170V169H241ZM47 171V170H46ZM117 171V170H116ZM120 171V170H119ZM160 171V170H159ZM164 171V170H163ZM189 171V170H188ZM166 172V171H165ZM184 172V171H183ZM236 172V171H235ZM129 173V172H128ZM240 173V172H239ZM85 174V175H86ZM97 174V175H98ZM134 174V173H133ZM132 174V175H133ZM151 174H153V173H151ZM238 174V173H237ZM44 175V174H43ZM69 175V174H68ZM103 175V174H102ZM137 174H135V176H136ZM139 175H142L141 174V172H139V174L137 175V179H134L135 178V176L133 175V176H131V173H130V179L133 177V179H131L130 181H128L126 178L127 177H125V180H124V178H123V180L125 181V182H128L129 183V185L130 184H133V185H131V186H133V192H132V194H133V196H132V198L130 199V200H128V197L126 198V196H123L122 197V195L120 196L119 195V197H121V198H119V199H121V200H119V202H118V204L116 203V204H113V205H111V206H107L106 207V209H104V207H103V209L101 210V212L100 213H97V214H93V210L91 209V207H90V205L88 204L89 203V201H85V203L86 204H84V208H83V211H84V214L81 216V219H79V220H77V221H75V222H72V223H70V226H69V230H68V232H66V235H70L71 236V239H72V243H71V245H72V248H75V244H73V243H79V244H81V246H85V245H90V243H93L94 242V240H95V236L99 233V232H101V231H103L104 232V234H106L105 232H106V227H109L108 226V224H110V223H112V225H114L115 226V228H116V225H118V224H114V223H116L117 222V220H119V219H124L125 218V215L127 216V213L131 210V208H136L137 207V205L140 203V205H141V201H142V197H143V190H145L146 189V187L144 188L143 186H139L138 184H137V182L138 181H142L141 179H140V177H139ZM160 175V174H159ZM166 175H167V173H166ZM168 175H170V174H168ZM189 175V174H188ZM193 175V174H192ZM223 175V174H222ZM58 176V175H57ZM99 176V175H98ZM185 176V175H184ZM60 177V176H59ZM89 177H93V176H90L89 175ZM103 177V176H102ZM112 177V176H111ZM142 177H145V176H142ZM146 177H148V175H146ZM166 177V176H165ZM218 177V176H217ZM96 178V177H95ZM106 178V177H105ZM120 178V177H119ZM158 178V177H157ZM197 178V177H196ZM216 178V177H215ZM145 179V178H144ZM156 179V178H155ZM174 179H176V178H174ZM189 179V178H188ZM91 180V179H90ZM97 180H98V177H97ZM96 180V181H97ZM102 180V179H101ZM119 180V179H118ZM147 180V179H146ZM145 180V181H146ZM153 180V179H152ZM165 180V179H164ZM223 180V179H222ZM234 180V179H233ZM100 181V180H99ZM170 181V180H169ZM174 181V180H173ZM182 181V180H181ZM228 181V180H227ZM107 182V181H106ZM120 182H121V180H120ZM166 182H167V180H166ZM170 182H172V181H170ZM169 182V183H170ZM94 183V182H93ZM128 183H127V186H128ZM139 184H140V182H138ZM235 183V182H234ZM106 185H107V183H105ZM146 183H144V185H145ZM147 184H149V183H147ZM147 184L145 185V186H147ZM162 184V183H161ZM176 184V183H175ZM182 184V183H181ZM190 184V183H189ZM237 184V183H236ZM260 184V183H259ZM95 185V184H94ZM113 185H115V184H113ZM151 185V184H150ZM155 185V184H154ZM174 185V184H173ZM205 185V184H204ZM206 185H207V183H206ZM213 185V184H212ZM124 186V185H123ZM164 186V185H163ZM168 186H170L171 187V185H168ZM168 186H166L167 188H168ZM178 186V185H177ZM231 186V185H230ZM235 186V185H234ZM94 187V186H93ZM104 187H106V186H104ZM111 187V186H110ZM125 187V186H124ZM169 187V188H170ZM168 188V189H169ZM240 188V187H239ZM102 189V188H101ZM128 189V188H127ZM151 189V188H150ZM165 189V188H164ZM217 189V188H216ZM219 189V188H218ZM152 190V189H151ZM162 190V188L160 189V191ZM200 190H202V189H200ZM214 190V189H213ZM123 191V190H122ZM124 191H126L125 189H124ZM154 191V190H153ZM166 191V190H165ZM192 191V190H191ZM110 192V191H109ZM149 192V191H148ZM170 192V191H169ZM176 192V191H175ZM175 192H172L173 194L175 193ZM180 191H178V193H179ZM220 192V191H219ZM264 192V191H263ZM119 193H121L120 191H119ZM124 193V192H123ZM160 193V192H159ZM159 193H157V194H159ZM172 193H170V194H172ZM195 193V192H194ZM260 193V192H259ZM161 194V193H160ZM162 194H163V192H162ZM165 194V193H164ZM198 194V193H197ZM219 194H221V193H219ZM239 194V193H238ZM234 195V194H233ZM247 195V194H246ZM253 195V194H252ZM84 196H87V195H84ZM172 196V195H171ZM177 196V195H176ZM182 196V195H181ZM213 196V195H212ZM124 197H125V199H124ZM163 197V196H162ZM168 197H170V196H168ZM173 197H174V195H173ZM178 197V196H177ZM217 197V196H216ZM83 198V197H82ZM85 198V197H84ZM123 198V199H122ZM130 198V197H129ZM154 198V197H153ZM166 198V197H165ZM219 198V197H218ZM259 198V197H258ZM87 199V198H86ZM182 199V198H181ZM212 199V198H211ZM261 199V198H260ZM162 200V199H161ZM160 200V201H161ZM165 200V199H164ZM178 200V199H177ZM210 200V199H209ZM226 200V199H225ZM254 200V199H253ZM159 201V202H160ZM200 201V200H199ZM257 201V200H256ZM256 201H255V203H256ZM108 202V201H107ZM183 202V201H182ZM233 202V201H232ZM239 202V201H238ZM173 203V202H172ZM184 203H186V202H184ZM209 203V202H208ZM218 203V202H217ZM158 205V204H157ZM186 205V204H185ZM226 205V204H225ZM236 205V204H235ZM165 206V205H164ZM166 206H167V204H166ZM252 206V205H251ZM187 207V206H186ZM245 207H247V206H245ZM253 207V206H252ZM99 208V207H98ZM166 208V207H165ZM175 208V207H174ZM192 208V207H191ZM232 208V207H231ZM254 208V207H253ZM257 208V207H256ZM150 209V208H149ZM160 209V208H159ZM239 209V208H238ZM244 209V208H243ZM248 209H250L249 208V206H248ZM247 209V210H248ZM255 209V208H254ZM99 210V209H98ZM162 210V209H161ZM183 210V209H182ZM185 210V209H184ZM82 211V210H81ZM100 211V210H99ZM164 211H165V209H164ZM167 211V210H166ZM170 211V210H169ZM223 212V211H222ZM178 213H180V212H178ZM237 213V212H236ZM248 213V212H247ZM8 214V213H7ZM160 214V213H159ZM172 214V213H171ZM176 214V213H175ZM174 214V215H175ZM181 214V213H180ZM141 215V214H140ZM161 215V214H160ZM188 215H189V213H188ZM193 215V214H192ZM255 215V214H254ZM164 216V215H163ZM173 216V215H172ZM190 216V215H189ZM199 216V215H198ZM241 216H243V215H241ZM162 217V216H161ZM160 217V218H161ZM171 217V216H170ZM175 217H176V215H175ZM174 217V218H175ZM182 217V216H181ZM173 218V217H172ZM190 218V217H189ZM179 219V218H178ZM184 219V218H183ZM198 219V218H197ZM248 219V218H247ZM8 219H4V224L6 225V231L4 232V234H6V239H3L4 240V242H1L0 243V264H38L39 262L38 261H36L37 259H36V254H41V253H38V252H44L45 253V249L44 248H41V247H39V246H37V245H35L33 242H32V240L30 239V237L28 236V235H26V234H23L22 232H17L14 228H13V226H12V224H10L8 221H7ZM159 220L160 219H158L157 221V223H159ZM161 220H162V218H161ZM160 220V221H161ZM171 220V219H170ZM169 219H168V221H170ZM173 220V219H172ZM171 220V221H172ZM174 220H176V218L174 219ZM173 220V221H174ZM196 220V219H195ZM194 220V221H195ZM201 220V219H200ZM200 220L198 219V220H196V221H199L200 222ZM258 220V219H257ZM124 221V220H123ZM122 221V222H123ZM173 221L172 222H170V223H172L171 224V226L169 227V224L167 225V226H165V224H162L161 225V223H160V225L161 226H159V227H156V224L155 223H153L152 225H154L155 224V226L153 227V226H151L150 228H152V229H150L149 231H153V233H154V231H155V233L154 234H156L157 236L158 235H160V237H161V235L163 236V238H165L166 236H168V238L170 237V238H173L174 240H176V237L177 238H179V239H177L179 242L178 243H180L181 242V240H180V238H182L183 240H186V241H183V243H184V245H186V243H188V245L190 246V247H192V248H190L191 250L193 249V248H197L198 247V249H202V250H200V251H203L204 249H206L205 247H209V245H211V246H217V245H219V244H223V242L222 241H224L223 239H222V241H220V238H219V236L217 235L218 234V232L219 231H217V233L215 234H213V235H217L216 237H213L210 233V230H209V232L210 233H208V232H206V230L204 229V226H201V228L200 227H198V226H200V223L202 224V223H204V221H201L200 223H199V225H197V230H196V228H195V232L194 233H196V236H194V235H189V234H192L191 233V231H189V234H185V233H187V230H183V232L184 233H178L177 231H179L178 230V228H175L176 226H173ZM180 221H181V219H180ZM184 221H185V219H184ZM193 221V222H194ZM196 221H195V223H196ZM254 221V220H253ZM121 222V223H122ZM186 222V221H185ZM192 222V221H191ZM51 223V222H50ZM118 223V222H117ZM125 223V222H124ZM169 223V222H168ZM176 223V222H175ZM188 223H189V221H188ZM139 224V223H138ZM180 224H181V222H180ZM185 224V223H184ZM184 224L182 225V226H184ZM190 225H188V226H190V228L189 229H192L193 227V225H191V223H189ZM210 224V223H209ZM50 225V224H49ZM57 225V224H56ZM159 224H157V226H158ZM179 225V224H178ZM203 225V224H202ZM30 228H31V231H33V229H32V227L30 226V225H28ZM58 226V225H57ZM162 226H165V227H167V228H165V227H163V228H161ZM180 226V225H179ZM181 226V227H182ZM196 226V225H195ZM209 226V225H208ZM112 227V226H111ZM173 227V228H172ZM185 227V226H184ZM192 227V228H191ZM207 227V226H206ZM55 228H57V227H55ZM110 228V227H109ZM166 230H165V229ZM174 228H175V230H174ZM183 228V227H182ZM181 228V229H182ZM188 228V227H187ZM209 228H211V227H209ZM19 229V228H18ZM36 230H40L39 229V227H37L36 226V228H35ZM111 229V228H110ZM168 229V230H167ZM177 229V230H176ZM186 229V228H185ZM56 230V229H55ZM64 229H62V231H63ZM214 230H216L215 228L212 230V231H214ZM218 230V229H217ZM19 231V230H18ZM59 231V230H58ZM57 231V232H58ZM111 231H112V229H111ZM157 231V232H156ZM56 232V233H57ZM65 232V231H64ZM206 232V233H205ZM107 233H108V231H107ZM159 233V234H158ZM213 233V232H212ZM221 233V232H220ZM32 234V233H31ZM108 234H110V232L108 233ZM141 234V233H140ZM208 234H210V236L208 235ZM1 235V234H0ZM146 235V234H145ZM144 235V236H145ZM148 235H151V234H148ZM164 235H166L165 237H164ZM52 236V235H51ZM141 236H142V234H141ZM140 236V237H141ZM143 236V237H144ZM153 235H151V237H152ZM179 236V237H178ZM191 236V237H190ZM194 236V237H193ZM221 236V235H220ZM225 237H226V235H224ZM3 237V236H2ZM148 237H150V236H148ZM159 237V238H160ZM191 239H190V238ZM222 237V236H221ZM224 237V238H225ZM162 238V237H161ZM169 238V239H170ZM203 238V239H202ZM231 238H233V237H231ZM98 239V238H97ZM151 239V238H150ZM155 239V238H154ZM188 239H190V240H188ZM229 239H230V237H229ZM2 240V241H3ZM99 240V239H98ZM110 241V240H109ZM112 241V240H111ZM159 241V240H158ZM171 241V240H170ZM189 241V242H188ZM225 241H228V240H225ZM232 241V239L230 240V242ZM18 243V242H20V243H18L19 245H21V248H24L25 249V251L23 252V255H21L20 253H19V251H18V249H19V247L17 246V247H12V246H10V245H12V244H14V243ZM53 242V241H52ZM65 242V241H64ZM151 242V241H150ZM149 242V243H150ZM154 242V241H153ZM156 242V241H155ZM154 242V243H155ZM165 242V240L162 242L161 241V243H164ZM220 242H222V243H220ZM95 243V242H94ZM93 243V244H94ZM129 243V242H128ZM160 242L159 243H157V244H161ZM173 243V242H172ZM171 242H168V243H166L165 242V244H163V245H169V246H172L173 248L176 246L175 244H172ZM182 242L180 243V244H183ZM208 244V245H207ZM17 245V244H16ZM39 245V244H38ZM64 245V244H63ZM73 245H74V247H73ZM131 245V244H130ZM149 245V244H148ZM186 246V248L187 247H189V246ZM10 246V247H9ZM45 246V245H44ZM93 246V245H92ZM210 246V247H211ZM221 246V245H220ZM89 247V246H88ZM165 247V246H164ZM207 247V248H208ZM83 248V247H82ZM166 248V247H165ZM135 249H137L136 247H135ZM171 249V248H170ZM174 249H176V248H174ZM178 249V248H177ZM194 249V250H195ZM218 249V248H217ZM225 249V248H224ZM48 250H49V248H48ZM73 251L75 250V249H72ZM80 250H82V249H80ZM127 250V249H126ZM133 250V249H132ZM197 250V249H196ZM223 250V249H222ZM227 250V249H226ZM225 250V251H226ZM5 251V252H4ZM82 251H84V250H82ZM86 251H87V248H86ZM134 251V250H133ZM133 251H131V252H133ZM175 251V250H174ZM199 251V250H198ZM205 251V250H204ZM224 251V250H223ZM92 252V251H91ZM130 252V251H129ZM210 252V251H209ZM221 252V251H220ZM56 253V252H55ZM73 253V252H72ZM211 253V252H210ZM78 254V253H77ZM86 254V253H85ZM89 254V253H88ZM213 254V253H212ZM231 254V253H230ZM45 255V254H44ZM54 255V254H53ZM72 255H74V254H72ZM53 257V256H52ZM57 257V264H70L69 263V261L68 260H65V257H60V256H56ZM80 257H82V256H80ZM86 257V256H85ZM45 259V258H44ZM52 259V258H51ZM79 259V258H78ZM46 260V259H45ZM48 261H50V259L48 260ZM38 262V263H37ZM51 262V261H50ZM48 263L47 262V260H46V262H43L42 261V263L41 264H51V263H54V262H51V263ZM76 263V262H75ZM56 264V263H55Z\"/></svg>", "mask_w": 264, "mask_h": 264}, {"label": "built area", "instance_id": "obj_3", "mask_svg": "<svg viewBox=\"0 0 264 264\" xmlns=\"http://www.w3.org/2000/svg\"><path fill=\"white\" fill-rule=\"evenodd\" d=\"M263 61H264V60H262V59L259 60V65H260V66H264V62H263ZM262 62H263V63H262ZM80 125H81V121H80L78 118H73V119L70 120L67 129H68L69 131H74V130H76L77 128H79Z\"/></svg>", "mask_w": 264, "mask_h": 264}]
</instances>
